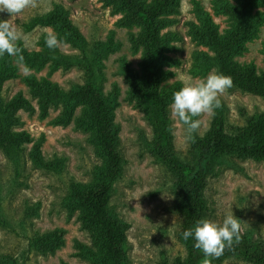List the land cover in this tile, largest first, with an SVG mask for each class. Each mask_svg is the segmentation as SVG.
Masks as SVG:
<instances>
[{
	"label": "trees",
	"instance_id": "trees-1",
	"mask_svg": "<svg viewBox=\"0 0 264 264\" xmlns=\"http://www.w3.org/2000/svg\"><path fill=\"white\" fill-rule=\"evenodd\" d=\"M264 0H215L218 12L231 21L230 28L219 31L218 25L208 12L200 10L201 25L192 24L190 32L199 42L207 45L212 55L207 57L218 72L229 76L232 85L243 91L258 94L264 98V69L254 63L242 64L236 55L246 48V42L253 38L263 22L262 14L254 9ZM115 11H124L119 23L124 26L139 25L140 31L131 34L135 51L142 49L141 70L134 68L125 56L120 57V72L128 82L127 98L136 103L152 124L153 136L150 150L155 157L167 165L173 175L175 201L173 209L182 217L179 239L187 250L184 260L175 264H203L201 250L193 247L194 240L182 238V232L201 218H210L211 207L205 197L209 176L225 160L234 156L264 160V111L250 116L244 125L230 129L228 113L223 103L214 109L209 129L200 135L191 134L189 156H183L175 144L171 117L172 95L181 88L180 83L165 87L164 80L170 75L166 66L173 59L169 51L177 36L163 29L172 21L169 17L177 12L179 0H105ZM50 25L57 31L58 40L75 49L63 50L60 45L49 49L44 34L40 50H29L22 43L20 55L28 67L49 71H67L79 68L83 81L72 80L63 86L47 77L34 74L25 77V83L37 106L22 91L11 98L3 92L4 83L18 76V67L13 57L0 56V148L6 155L16 174L20 175L28 163L50 172H61L64 157L55 154L46 157L42 150L43 137L35 140L25 129L20 110L39 112L47 117L51 110H59L53 119L55 124L69 125L87 133L101 164L94 169L89 181H72L65 197L69 215L76 213L81 228L90 233L92 245L77 240V255L91 258L101 264H129L128 229L130 223L119 216L111 204V197L117 180L122 175L125 159L121 151L120 124L115 119V110L120 104V88L117 84L110 91L104 90L106 81L104 59L118 48L112 36L107 40L89 41L69 17L64 5L57 4L47 13L34 16L28 23L30 28ZM32 144L27 152L28 145ZM38 205L28 207L27 214H37ZM24 223H22V226ZM0 225L14 228L6 216L0 199ZM66 230L56 227L40 231L33 229L27 235L24 255L0 254V264H25L29 255L40 252L55 254L66 241ZM238 257L253 264H264V239L246 233L242 226L239 241L226 246L216 258H208L210 264H222L226 259ZM61 264H68L63 261ZM164 264H169L166 260Z\"/></svg>",
	"mask_w": 264,
	"mask_h": 264
},
{
	"label": "rangeland",
	"instance_id": "rangeland-1",
	"mask_svg": "<svg viewBox=\"0 0 264 264\" xmlns=\"http://www.w3.org/2000/svg\"><path fill=\"white\" fill-rule=\"evenodd\" d=\"M61 3L89 41H105L112 36L119 45L104 59V90L110 91L115 84L120 88V104L115 110V119L120 124V147L125 165L115 184L111 204L119 216L130 223L127 232L129 264H164L165 260L175 264L179 258L184 260L187 250L179 239L182 217L173 209L172 172L151 152L152 124L144 111L128 100V82L120 72L122 56L134 68L141 70L143 51L133 50L130 40L131 34L140 31V26L121 25L119 20L124 11H115L105 0H30L28 6L12 17L7 11L0 12V20L9 19L8 23L18 30L21 39L16 44L22 43L29 50H40L42 36L49 31L57 34V31L50 25L30 28L28 23L34 16L47 13ZM200 10L211 15L221 33L231 26L228 16L217 11L215 0H179L177 12L169 16L172 21L163 29L177 36L169 51L173 61L166 66L170 75L163 85L167 88L176 83L182 87L186 81H196L206 77L210 71H217L207 57L213 51L190 32L192 24L201 25ZM254 13L264 17V1L255 7ZM58 44L65 51H75L59 40ZM12 57L18 67V76L4 83L3 92L7 98L22 91L37 106L24 80L31 74L38 78L47 77L63 86H68L72 80L83 81L79 68L51 73L48 67H28ZM236 59L242 64L254 63L259 70L264 69V19L257 34L246 42L245 50L236 55ZM219 99L227 109L230 129L246 124L250 116L264 111L263 97L233 85L221 93ZM19 112L24 121L20 129L28 131L35 140L43 137L44 155L48 158L55 154L64 157V168L55 173L28 163L18 175L0 148V199L6 216L14 225V228L0 225V254L22 256L28 241L26 234L30 235L33 229L45 231L61 227L66 230L65 244L55 254L33 252L25 264H61L63 261L68 264H101L76 254L77 240L88 245L93 243L90 233L81 228L76 213L70 216L64 203L71 182L91 180L94 169L101 164V157L87 133L75 128L74 123L59 125L53 122L59 110H51L47 117H41L38 111L30 113L21 109ZM213 113L214 110L196 117L201 121L198 134L203 135L209 129ZM171 117L175 144L187 157L191 138H188L184 123L172 114V109ZM31 146L28 145L27 152ZM205 197L211 207L209 219L221 221L226 212H233L246 233L264 239V160L238 156L225 158L209 176ZM37 205L38 213L28 215V207ZM222 264L253 263L232 257Z\"/></svg>",
	"mask_w": 264,
	"mask_h": 264
},
{
	"label": "clouds",
	"instance_id": "clouds-1",
	"mask_svg": "<svg viewBox=\"0 0 264 264\" xmlns=\"http://www.w3.org/2000/svg\"><path fill=\"white\" fill-rule=\"evenodd\" d=\"M30 0H0V12L7 11L11 17L28 6ZM9 20V19H8ZM8 20H0V55L5 53L15 56L18 62L23 61L20 47L16 42L21 39L17 29ZM45 45L49 49L58 47V36L49 31L45 35ZM232 86V79L222 72H209L206 77L196 81H186L172 95V114L177 116L186 126L191 138L201 124L196 117L206 112H212L220 106L219 96ZM240 219L233 212H226L221 221L209 218L197 220L190 228L182 232V238L194 240L193 247L201 250L205 259L203 264H210L208 258L219 257L226 246H231L240 239Z\"/></svg>",
	"mask_w": 264,
	"mask_h": 264
}]
</instances>
